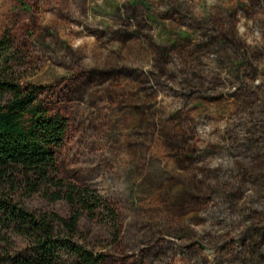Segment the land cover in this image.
<instances>
[{
    "label": "rangeland",
    "instance_id": "1",
    "mask_svg": "<svg viewBox=\"0 0 264 264\" xmlns=\"http://www.w3.org/2000/svg\"><path fill=\"white\" fill-rule=\"evenodd\" d=\"M4 37L24 88L69 121L62 176L119 214L117 232L79 223L97 264H264V0H0ZM40 257L3 229L0 264H83Z\"/></svg>",
    "mask_w": 264,
    "mask_h": 264
},
{
    "label": "trees",
    "instance_id": "2",
    "mask_svg": "<svg viewBox=\"0 0 264 264\" xmlns=\"http://www.w3.org/2000/svg\"><path fill=\"white\" fill-rule=\"evenodd\" d=\"M11 40L0 42V239L3 229L12 227L27 236L40 261L67 250L83 264H97L82 246L73 242L82 217L102 219L118 231L119 214L100 194L66 180L57 154L64 146L69 121L60 112L52 113L38 99L39 90L24 88L9 68ZM36 194L51 202H66L72 212L63 219L56 213L37 216L14 202L19 195ZM32 264V260L23 262Z\"/></svg>",
    "mask_w": 264,
    "mask_h": 264
}]
</instances>
